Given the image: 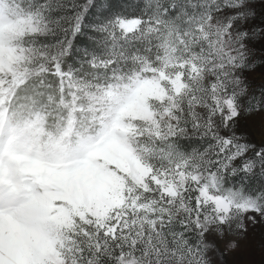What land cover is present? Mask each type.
Segmentation results:
<instances>
[{"label": "snow or ice", "instance_id": "6c2138e0", "mask_svg": "<svg viewBox=\"0 0 264 264\" xmlns=\"http://www.w3.org/2000/svg\"><path fill=\"white\" fill-rule=\"evenodd\" d=\"M0 216V264H264V0H0Z\"/></svg>", "mask_w": 264, "mask_h": 264}, {"label": "bare ground", "instance_id": "6f19581e", "mask_svg": "<svg viewBox=\"0 0 264 264\" xmlns=\"http://www.w3.org/2000/svg\"><path fill=\"white\" fill-rule=\"evenodd\" d=\"M5 238L22 250L25 249L34 238L40 241L43 240L38 232L18 222L11 216H0V243H2Z\"/></svg>", "mask_w": 264, "mask_h": 264}, {"label": "rangeland", "instance_id": "374dc122", "mask_svg": "<svg viewBox=\"0 0 264 264\" xmlns=\"http://www.w3.org/2000/svg\"><path fill=\"white\" fill-rule=\"evenodd\" d=\"M50 186H52V187H55L56 185H50ZM32 242H36V243H38V244H40L41 246H43V244H44V241L43 240H37V238H34L30 243H32Z\"/></svg>", "mask_w": 264, "mask_h": 264}]
</instances>
